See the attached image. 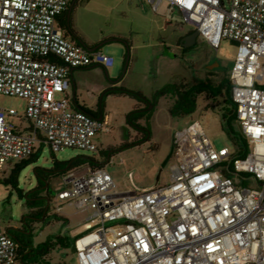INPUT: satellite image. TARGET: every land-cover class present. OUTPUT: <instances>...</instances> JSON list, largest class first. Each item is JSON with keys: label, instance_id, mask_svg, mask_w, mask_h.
<instances>
[{"label": "built area", "instance_id": "2783aa9c", "mask_svg": "<svg viewBox=\"0 0 264 264\" xmlns=\"http://www.w3.org/2000/svg\"><path fill=\"white\" fill-rule=\"evenodd\" d=\"M70 1L0 0V96L26 102L23 116L0 107V178L44 146L95 154V138L109 131L108 115L92 117L69 96L73 69L114 65L60 29ZM144 1L154 11L176 9L215 50L223 40L236 45L229 80L248 152L216 150L193 121L174 133L163 186L115 194L105 168L74 169L81 174L54 199L58 210L91 212L74 241L77 264H264V0ZM0 264H19L1 224Z\"/></svg>", "mask_w": 264, "mask_h": 264}, {"label": "rangeland", "instance_id": "374dc122", "mask_svg": "<svg viewBox=\"0 0 264 264\" xmlns=\"http://www.w3.org/2000/svg\"><path fill=\"white\" fill-rule=\"evenodd\" d=\"M227 2V0H225ZM73 29L88 43H104L100 50L114 59V65L106 71L99 67L100 73H89L85 77V96L88 102L99 103L103 92L108 88H126L140 91L148 99H153L156 91L166 84L176 83L190 85L196 82H208L218 86L229 78L237 47L230 41L223 40L218 50L207 45L199 37L190 47L182 44L186 31L191 27L186 24L181 14L174 8L163 4L154 11L144 0H78L71 13ZM111 37L123 38L131 45L109 42ZM129 63L125 71V56ZM127 59V58H126ZM107 72V73H106ZM109 87L99 94L98 86ZM105 114L109 116L108 133H100L95 138L98 151L88 153L77 149H65L52 153L44 146L36 163L26 167L19 177V188L25 193L35 189L36 168L51 169L53 162L71 161L81 156H99L100 150L116 148L125 140L137 136L136 131L127 124V117L136 104L134 100L117 95L104 98ZM171 98H161L154 108L150 120L151 138L148 142L114 152L109 164L104 168L113 178L115 194L141 191L155 185L163 186L170 181L171 167L175 163L170 157L173 147V136L177 130L188 123L198 121L216 150L236 148L227 134L223 122L224 97L212 98L200 96L197 109L191 115L176 118L169 113ZM0 107L14 109L20 116L25 114L26 102L17 97L0 96ZM154 106H149V109ZM146 126L145 119L141 121ZM233 128L239 132L237 121ZM169 158L165 166L163 164ZM81 174V170L67 172L52 178L49 211L45 221L31 224L34 244H41L48 239L55 241L64 237L72 243L78 235L89 228L90 211H78L70 205L57 209L54 197L57 192L66 189L71 178ZM10 175L7 172L1 179ZM248 186V185H247ZM30 210L25 199H19L16 190L0 183V224L3 228L21 229L24 216ZM113 224V223H110ZM108 224V225H110ZM51 264H77L73 248L55 247L45 257Z\"/></svg>", "mask_w": 264, "mask_h": 264}, {"label": "trees", "instance_id": "16d2710c", "mask_svg": "<svg viewBox=\"0 0 264 264\" xmlns=\"http://www.w3.org/2000/svg\"><path fill=\"white\" fill-rule=\"evenodd\" d=\"M76 4L77 0L70 1L67 9L58 19L59 27L64 31L65 35L71 38V40L76 44L82 45L81 43H84L86 48L95 47L97 44L88 45L72 27L71 13ZM69 10H71V12L70 17L68 18ZM113 39L119 40L113 41ZM110 40V43H123L126 44L128 48H131V45L123 38H110ZM126 58L127 55L125 56V62ZM110 95L130 98L137 103L136 106H134L133 111L127 117V124L137 133V136L134 139L130 140V136L125 135V140L121 143V145L114 149L107 148L105 150H100L99 156L102 158L101 161L95 157L81 156L71 161H54L51 169L36 168L34 171L37 182L36 187L28 193H25L19 188V177L21 172L26 167L37 162L38 155H33L31 158L16 164L10 171L9 177L0 180V183L4 184L6 187L10 186L12 189L16 190L19 199H25L26 206L30 210V213L25 215V219L21 221V229L18 228L8 230L9 234L14 238L18 246L19 264H51L50 261L45 259V257L49 255L57 246H60L63 249L72 247L75 252V239L72 240V243H69L66 238L57 237L55 241L48 239L41 244H34V235L31 231V224L36 221L44 222L47 217L49 203L52 200V195L50 194L49 189L52 178L66 174L67 172L73 171L74 169L84 165H89L92 168H104L107 164H109L114 152H119L139 145L142 142L150 141L151 131L149 123L153 116L154 108L161 98L165 97L172 99L173 102L169 107V113L173 117L180 118L191 115L196 111L198 98L200 96H209L212 98L224 97V103L227 106H224V112L222 115L223 122L227 134L235 145L236 156L243 157L248 152L247 143L242 137L240 131L237 132L235 131V128H233V122L237 121V119L236 107L232 100V85L229 78L224 80L218 86L212 85L208 82L196 81L190 85L176 83L166 84L164 87L156 91L153 99H148L140 91H134L123 87L108 88L103 92V99L100 101V106L102 108L105 106L104 98ZM151 105L154 107L149 109V106ZM79 109L87 114H90V112L85 110L83 107H80ZM143 119L147 122L146 126L141 124Z\"/></svg>", "mask_w": 264, "mask_h": 264}, {"label": "crops", "instance_id": "0c3cea01", "mask_svg": "<svg viewBox=\"0 0 264 264\" xmlns=\"http://www.w3.org/2000/svg\"><path fill=\"white\" fill-rule=\"evenodd\" d=\"M187 32L188 31H186V33ZM111 38H118V37H111ZM85 42L88 45L97 44V43L90 44L86 40H85ZM121 44H123V43H121ZM99 67H101V66L93 65V66L86 67V68L73 69L71 71V76H70L71 89L69 91V96L72 98V101H73V104H74L75 108L79 109L80 107H83L85 110L90 112L89 115H91L92 117H95L97 119H101L103 116L106 115L105 114V106H104V108H102L100 106V102L96 103V104H94L93 102H88L86 100V98H85V96H87L88 93L86 92V94H84V92H85V86H86V84H85L86 83L85 82V79H86L85 75L89 74V73H93V72H96V73L99 72L100 73V70L98 69ZM107 87H109V86H108V84L106 85V82H105V84H102V85L98 86L97 93L99 94L100 92H102ZM136 104H135V106H136Z\"/></svg>", "mask_w": 264, "mask_h": 264}, {"label": "water", "instance_id": "95a60500", "mask_svg": "<svg viewBox=\"0 0 264 264\" xmlns=\"http://www.w3.org/2000/svg\"><path fill=\"white\" fill-rule=\"evenodd\" d=\"M70 12H71V10H69L68 18L70 17ZM198 37H199V33H198V31L194 30V31L191 32L190 35L188 36V38L190 39V42H188V38L186 37V38L183 39L182 43H183V45H184L185 47H190V46H192V45L194 44L196 38H198ZM117 40H119V39H113V41H117ZM81 44H82V46L86 47V45H85L84 43H81ZM103 44H104V43H100V44H98L97 46H95V47H93V48H88V49H89L90 51H95V50L100 49V48L103 46ZM128 63H129V49H128V55H127L126 64H125V71H126V69H127V67H128ZM171 156H172V152H171V155H170L169 158H171ZM169 158L165 161V163L163 164V166H165V165L167 164V162L169 161ZM47 186H48V185H47ZM156 186H157V185H155V186H153V187H151V188L145 189V190L152 189V188H154V187H156Z\"/></svg>", "mask_w": 264, "mask_h": 264}, {"label": "flooded vegetation", "instance_id": "af4514ba", "mask_svg": "<svg viewBox=\"0 0 264 264\" xmlns=\"http://www.w3.org/2000/svg\"><path fill=\"white\" fill-rule=\"evenodd\" d=\"M193 31H194L193 29L188 30V32L185 34V36L183 37V39L186 38V37L188 38V36L190 35V33L193 32ZM197 39H198V38H196L195 42L197 41ZM188 42H190V39H189V38H188ZM195 42H194V43H195ZM182 44H183V43H182Z\"/></svg>", "mask_w": 264, "mask_h": 264}]
</instances>
